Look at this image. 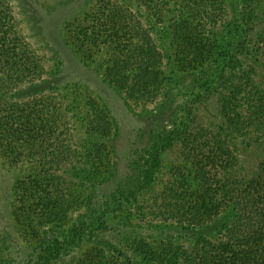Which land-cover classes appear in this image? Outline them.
Instances as JSON below:
<instances>
[{"label": "trees", "instance_id": "1", "mask_svg": "<svg viewBox=\"0 0 264 264\" xmlns=\"http://www.w3.org/2000/svg\"><path fill=\"white\" fill-rule=\"evenodd\" d=\"M206 1L89 0L85 12L66 23L65 37L86 61L96 60V55L103 53L109 81L123 90L128 87L131 94L149 103L161 94L170 78L166 63L179 71L194 70L212 53L211 43H205L207 39L202 34L205 17L210 12L203 6ZM145 20L151 24L147 26ZM159 21L166 22L170 34L168 48L159 44L160 31L154 32ZM248 47L247 40L240 49L238 44L233 47L218 73L221 84L231 87L221 99L222 119L229 133L239 130L233 117L237 121L244 117L245 102L249 103L246 106H250L252 117L261 118L264 110L263 89L242 95L244 80L250 76L242 68ZM10 49H13L12 55ZM3 51L7 55L0 58V151L9 164L25 166V174L16 186L22 204L14 203L12 211L24 234L38 242L30 258L52 264L63 257L67 247L76 248L81 244L88 232V223L76 219L62 236L58 234L47 240L44 237L47 230L42 226L62 221L68 212H74V207L83 204L81 190L87 187L82 182L84 177L78 171V164L83 163L84 156L89 159L88 163L95 164L89 172L91 175L96 177L106 171L100 170L103 145L91 141L90 137L103 135L113 122L107 109L87 90L80 91L84 101L81 113L78 112L80 105L67 103L71 91L61 93L59 87L48 86L33 95L18 97V89H28L43 80L44 69L32 46L16 27L11 0H0V52ZM236 68H240L239 82L234 85L228 75ZM73 91L76 93L77 89ZM207 91L193 95L194 105L210 98ZM73 106L77 113L69 115L70 107L75 110ZM187 108L189 113L195 110L192 105ZM76 121L82 122L84 133L89 135L91 143L87 148L84 146L85 152L62 137L69 131L68 125H75ZM101 123L105 124V130L99 129ZM166 143L154 146L153 162L146 174L149 185L155 181L154 174L161 164L160 150L172 142ZM227 145L223 142L221 151L211 149L210 157L216 153L223 163V177L215 186L208 187L210 184L194 174L196 169L190 170L186 179L179 176L173 183L163 185L150 206L157 209L154 211L156 221L189 229L210 223L225 208L231 207L234 219L224 225L218 235L194 236L184 242L170 238H123L120 246L113 249L94 244L81 253L78 264H264V162L261 172L247 177L243 169H237V157ZM64 162H72V165L63 166ZM206 177L210 180L208 175ZM78 181L80 189H75L73 186ZM142 191L111 193V199L98 209L95 228L99 232L106 231L110 217L118 215V211ZM139 217L135 218L148 222Z\"/></svg>", "mask_w": 264, "mask_h": 264}, {"label": "rangeland", "instance_id": "2", "mask_svg": "<svg viewBox=\"0 0 264 264\" xmlns=\"http://www.w3.org/2000/svg\"><path fill=\"white\" fill-rule=\"evenodd\" d=\"M11 3L16 27L30 43L44 69L43 80L39 83L36 81L28 89H18V97L33 95L36 90L48 86L59 87L61 93L71 91L67 103L80 105L78 112L81 113L84 101L80 91L87 90L96 97L101 107L107 109L113 122L107 130L104 129L105 124L101 123L99 129L106 133L90 137L91 141H99L103 145L100 170L106 171L96 177L91 175L89 172L95 164L88 163L89 159L84 156L83 163L78 164V171L84 177L82 182L87 187L81 190L83 204L74 207V212H68L62 221L42 226L47 230L44 236L47 240L58 234L62 236L63 231L76 219L88 223V232L81 244L76 248L67 247L63 257L52 264H78L81 253L92 245L113 249L120 246L119 241L123 238H170L184 242L192 240L194 236L218 235L222 227L234 219L231 207L225 208L210 223L189 229L176 223L156 221L154 211L157 209L153 210L150 206L163 185L173 183L179 176L186 179L190 170L196 169L194 174L210 184L208 187L215 186L223 175V163L216 153L213 158L210 154L211 149L221 151L223 142L228 143L227 146L237 157V169H243L244 175L251 178L262 171L264 110L261 118L252 117L250 106H246L249 103L245 102L244 117L239 121L233 117L239 130L229 133L227 123L222 119L221 99L231 87L221 84L218 73L233 47L238 44L240 49L243 41L247 40L248 55L242 68L250 76L244 80L242 95L264 90V0H207L203 6L210 12L205 17L206 30L203 29L202 34L207 39L205 43H211L212 53L194 70L179 71L166 63L170 78L161 94L149 103L131 94L128 87L124 91L109 81L103 53L97 54L96 60L86 61L78 50L67 43L66 23L85 12L89 0H11ZM144 23L147 26L151 24L148 20ZM156 29V32L160 31L159 44L168 48L170 34L166 22L159 21L154 32ZM12 52L13 49H10L11 55ZM1 55L3 58L7 54L3 51L0 58ZM239 71L240 68H236L229 73L230 83L238 84ZM74 88L77 89L76 93ZM205 89H208L210 98L194 105L191 99L193 95L205 92ZM134 93H137L136 90ZM190 105L195 109L192 113L188 112ZM70 109L69 115L77 113V108L74 111ZM68 127L69 131L62 136L64 140L78 145L85 152L91 142L87 137L89 135L84 133L82 122L76 121L75 125L71 123ZM241 127L246 129L242 130ZM170 140L172 143L159 152L161 164L154 174L155 181L149 185L146 174L153 162L154 146L167 144ZM62 165L70 166L72 162ZM24 167L9 164L0 151V264H42L30 258L38 242L24 234L20 221L12 211L14 203L22 204L16 186L19 178L25 174ZM207 175L210 177L208 181ZM80 183L78 181L73 187L80 189ZM191 183L196 185V182ZM136 189L144 191L126 203L118 215L110 217L106 231L99 232L95 226L101 204L111 199V193H130ZM139 207L144 208L141 210ZM138 216L148 222L139 221L135 218ZM92 229L94 233L90 232Z\"/></svg>", "mask_w": 264, "mask_h": 264}]
</instances>
